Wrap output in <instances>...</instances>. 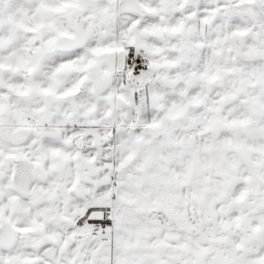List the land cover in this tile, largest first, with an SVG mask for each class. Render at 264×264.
Here are the masks:
<instances>
[{
  "label": "snow or ice",
  "instance_id": "obj_1",
  "mask_svg": "<svg viewBox=\"0 0 264 264\" xmlns=\"http://www.w3.org/2000/svg\"><path fill=\"white\" fill-rule=\"evenodd\" d=\"M0 264H264V0H0Z\"/></svg>",
  "mask_w": 264,
  "mask_h": 264
}]
</instances>
